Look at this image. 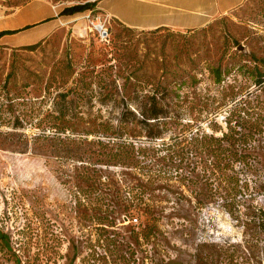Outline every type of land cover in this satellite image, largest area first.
Segmentation results:
<instances>
[{
    "label": "rangeland",
    "instance_id": "obj_1",
    "mask_svg": "<svg viewBox=\"0 0 264 264\" xmlns=\"http://www.w3.org/2000/svg\"><path fill=\"white\" fill-rule=\"evenodd\" d=\"M22 1L0 0V25L20 24L7 15ZM48 1L59 12L92 0ZM28 8L35 20L9 43L34 42L51 25L44 1ZM59 16L31 49L0 43V264H264V84H253L264 73V0L182 30L128 27L97 3ZM104 18L107 40L95 28ZM210 66L232 68L223 98ZM154 99L166 112L145 122ZM228 119L262 130L258 171L234 165L236 193L216 189L225 183L191 138ZM106 123L120 133H100ZM121 142L143 153L140 170L115 156ZM145 182L153 238L142 236L145 214L97 218L120 189Z\"/></svg>",
    "mask_w": 264,
    "mask_h": 264
},
{
    "label": "trees",
    "instance_id": "obj_2",
    "mask_svg": "<svg viewBox=\"0 0 264 264\" xmlns=\"http://www.w3.org/2000/svg\"><path fill=\"white\" fill-rule=\"evenodd\" d=\"M28 1L29 0H23L20 5L25 4ZM96 3L97 0L70 4L62 7L61 10L58 12V15H72L77 12L92 9L96 5ZM27 26L28 25L24 27ZM161 27L163 26L156 27L153 29H159ZM17 30L18 29H1L0 37L7 33H13ZM37 43L38 42L24 44V46L31 49L35 47ZM245 66L246 64L244 62L237 63L235 71L237 72L239 69ZM231 69L232 68L230 66L229 70ZM229 70L222 69L219 66H210L208 68V71L213 76V82L221 87V98L226 95V88L228 86H231L230 82H227V84L223 86V83H225L226 81L225 76L228 74ZM254 75L255 78L253 80V84L257 87L263 85L264 73H262L261 70L258 68ZM59 110L60 109L56 111ZM165 112V109H163L162 106H158L157 101L154 99L152 101V104L149 105V107L145 108V110L141 109V112L139 114L141 118L145 122H147L150 119H156L163 116ZM246 122H248V120L244 119L241 122L242 124L239 125V122L235 120V125H231V120L228 119L226 120L225 129L212 128L211 132H205L204 130L200 131L198 129L195 134L191 136V138L193 139V145L195 144L196 147L202 149L211 158L210 161L213 167L216 168L215 171L217 177L219 176L220 180H223L225 183V185L221 187L218 186L216 187V189L220 188L221 191H225L224 193H236L237 191H239V189L242 188V186H239L237 182L238 178L235 176L236 174H234L236 173V170L234 169L235 164H238L243 171L253 172L258 171L259 168V155L257 153L260 147H262V144H259L260 140L256 138V134H260L262 130H260V128L256 126H246ZM102 126L100 133H103V135L105 136L113 133H120L119 129L114 128L110 123L103 124ZM217 132H219V134H217ZM98 142L101 141L98 140ZM129 145L125 142H121L120 144H118L120 149L118 153H115V156L119 157L120 161L123 164H126L128 166L131 165L132 167L140 170L139 163L142 161L141 157H143V153H141L140 150H135L134 146ZM72 155L78 159L84 157L83 154L77 153V151H72ZM88 179L89 176H86L85 181L87 182ZM146 180H148V178ZM146 185V182L137 183L125 186L122 191L120 189L113 197V205L109 209L110 213H101L99 214V216H97V218L106 221L108 224H112L114 222V217L112 216V213L115 212H119L120 214H124L125 216H132L133 213L145 214L146 217L145 222L142 226V236L145 238H153L155 236L156 231L155 222L157 220V217L154 215L153 212H148L149 205L144 199V193L147 187ZM198 255V258L200 260L204 259L205 257V254L201 252Z\"/></svg>",
    "mask_w": 264,
    "mask_h": 264
},
{
    "label": "crops",
    "instance_id": "obj_3",
    "mask_svg": "<svg viewBox=\"0 0 264 264\" xmlns=\"http://www.w3.org/2000/svg\"><path fill=\"white\" fill-rule=\"evenodd\" d=\"M31 1L34 0H29L25 4L18 6L7 15V17L16 16L17 21L20 22L18 26H11L9 23L1 24L0 30H20L24 28V25L34 18V11L28 8ZM40 1H44L50 6L49 12L46 14L47 17H43L45 19L42 21L48 20L52 21V23L37 34V37L33 39L35 40L34 42L46 37L58 24L63 23L60 16L56 15V11L58 12L57 8L54 9L50 1ZM102 1L99 0L97 2V7L126 26L139 29H153L163 26L180 30L204 26L215 16L228 12L244 2V0H127L125 8L109 6L107 9L102 6ZM10 34L12 33L2 35L0 43L7 46L24 45L9 43L6 38Z\"/></svg>",
    "mask_w": 264,
    "mask_h": 264
},
{
    "label": "built area",
    "instance_id": "obj_4",
    "mask_svg": "<svg viewBox=\"0 0 264 264\" xmlns=\"http://www.w3.org/2000/svg\"><path fill=\"white\" fill-rule=\"evenodd\" d=\"M53 8L55 9L56 6L53 5ZM57 14H58V12L56 11V15ZM106 15L109 16L108 14H106ZM98 21H99L98 25L95 27L97 29V33L101 39L107 40L109 34H108L107 26L105 25L106 19L105 18L103 20L99 19Z\"/></svg>",
    "mask_w": 264,
    "mask_h": 264
},
{
    "label": "water",
    "instance_id": "obj_5",
    "mask_svg": "<svg viewBox=\"0 0 264 264\" xmlns=\"http://www.w3.org/2000/svg\"><path fill=\"white\" fill-rule=\"evenodd\" d=\"M239 47H240V45H239Z\"/></svg>",
    "mask_w": 264,
    "mask_h": 264
}]
</instances>
